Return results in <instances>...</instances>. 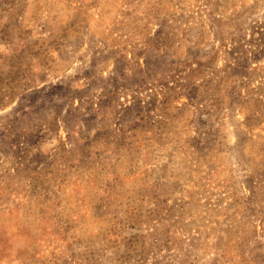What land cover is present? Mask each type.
<instances>
[{"label":"rangeland","instance_id":"374dc122","mask_svg":"<svg viewBox=\"0 0 264 264\" xmlns=\"http://www.w3.org/2000/svg\"><path fill=\"white\" fill-rule=\"evenodd\" d=\"M0 264H264V0H0Z\"/></svg>","mask_w":264,"mask_h":264}]
</instances>
